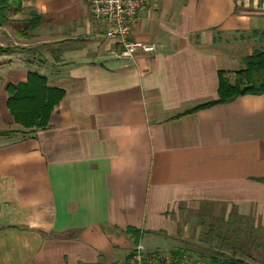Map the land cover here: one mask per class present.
<instances>
[{
    "label": "crops",
    "instance_id": "crops-1",
    "mask_svg": "<svg viewBox=\"0 0 264 264\" xmlns=\"http://www.w3.org/2000/svg\"><path fill=\"white\" fill-rule=\"evenodd\" d=\"M23 5L38 26L1 33L15 45L0 58L15 126L1 130L15 132L0 136V264H115L129 229L147 252L176 253L162 242L184 240L186 214L264 228V93L205 107L219 72L264 50V0H157L131 30L155 51L129 60L83 0ZM29 73L63 96L44 128L21 132L5 88Z\"/></svg>",
    "mask_w": 264,
    "mask_h": 264
},
{
    "label": "trees",
    "instance_id": "trees-1",
    "mask_svg": "<svg viewBox=\"0 0 264 264\" xmlns=\"http://www.w3.org/2000/svg\"><path fill=\"white\" fill-rule=\"evenodd\" d=\"M20 4L21 0H0V25L8 21L7 15L19 11ZM28 23L32 29L37 27L40 23L39 16L30 12ZM255 36L264 41V32L255 34ZM0 51L5 52L6 50ZM242 62L244 67L238 72L230 75L224 72L218 73V99L206 104L205 107L225 103L243 95L264 93V50L254 51ZM5 91L8 96L6 108L13 122L20 126L21 132L44 128L51 111L63 96L61 90L48 87L44 78L36 73H29L24 83L8 84ZM14 132L13 130H0V136ZM261 181L264 183V177ZM127 232L133 237L135 245L138 244L139 232L131 229ZM210 260L213 264H226L217 258Z\"/></svg>",
    "mask_w": 264,
    "mask_h": 264
},
{
    "label": "rangeland",
    "instance_id": "rangeland-1",
    "mask_svg": "<svg viewBox=\"0 0 264 264\" xmlns=\"http://www.w3.org/2000/svg\"><path fill=\"white\" fill-rule=\"evenodd\" d=\"M24 2L25 0H21L19 11L7 15L8 21L0 25V50H8L9 46H15L13 43L4 41L1 34L10 29L9 22H19L26 18L30 20V11L24 8ZM17 13L20 14L15 15ZM21 26L24 27L22 24L18 25V27ZM2 53L3 51H0V58ZM1 105L0 102V110ZM14 126L13 124H6L0 111V130L1 128L10 129ZM186 215L187 236L184 240L179 238L174 242L170 239H164L162 242L164 246L169 247L173 243L175 244L174 249H178V252L188 254L194 259L217 258L226 264H264V228L258 227L253 220H241L233 214H230L227 220L224 217L223 219L213 217L209 213H203L199 219L191 218L189 214ZM196 222L199 224V228L195 227ZM145 252L161 257L172 251L161 249L154 252L145 250Z\"/></svg>",
    "mask_w": 264,
    "mask_h": 264
},
{
    "label": "built area",
    "instance_id": "built-area-1",
    "mask_svg": "<svg viewBox=\"0 0 264 264\" xmlns=\"http://www.w3.org/2000/svg\"><path fill=\"white\" fill-rule=\"evenodd\" d=\"M157 0H83L91 19L105 27V37L113 45V56L129 60L137 53L152 54L155 46L131 36L132 27L140 16ZM115 264H213L210 259H194L188 254H148L141 244L134 245L130 254Z\"/></svg>",
    "mask_w": 264,
    "mask_h": 264
}]
</instances>
